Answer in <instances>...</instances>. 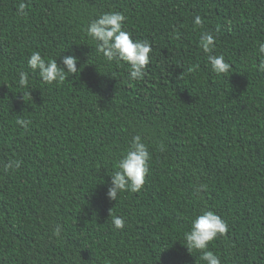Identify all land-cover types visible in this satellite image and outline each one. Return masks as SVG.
<instances>
[{
	"label": "trees",
	"instance_id": "16d2710c",
	"mask_svg": "<svg viewBox=\"0 0 264 264\" xmlns=\"http://www.w3.org/2000/svg\"><path fill=\"white\" fill-rule=\"evenodd\" d=\"M110 11L152 45L142 81L87 35ZM206 31L211 54L231 65L226 75L199 47ZM260 42L264 0H0V264H205L184 246L205 210L228 224L209 245L221 264H264ZM33 51L61 67L74 55L83 69L47 85L28 67ZM135 135L151 155L145 185L110 201L109 176ZM9 159L22 161L11 174ZM111 215L125 218L124 230Z\"/></svg>",
	"mask_w": 264,
	"mask_h": 264
},
{
	"label": "clouds",
	"instance_id": "9594fccd",
	"mask_svg": "<svg viewBox=\"0 0 264 264\" xmlns=\"http://www.w3.org/2000/svg\"><path fill=\"white\" fill-rule=\"evenodd\" d=\"M21 15H27L26 5L21 2L18 6ZM126 17L116 11L105 12L93 19L87 26L88 37L97 44V51L101 53L109 64L124 63L130 68L129 80L142 81L147 66L150 64L152 45L148 40H133L131 33L125 30ZM194 26L203 27L200 16L194 18ZM215 37L211 32H203L200 36L199 47L207 56L211 70L218 76L226 75L231 70V65L225 61L223 55H213L215 49ZM258 54L264 55V42L258 44ZM61 56V54H60ZM59 56V57H60ZM62 67L58 65L57 58L46 59L40 52L33 51L28 60V67L37 73L41 80L47 85L63 84L66 79L80 74L77 68L79 60L74 55H66L62 58ZM258 71L264 72V62L258 65ZM18 84L28 87L29 74L21 71L18 73ZM16 123L25 130L31 124L30 120L17 119ZM163 151V145H161ZM151 155L148 146L143 142L140 135H135L122 153L116 163V170L112 172L107 197L116 202L122 193H138L142 191L146 177L149 174V161ZM22 161L9 159L4 164V172L11 174L20 169ZM206 186H200L197 191ZM112 226L116 230H124L126 220L123 216L111 215ZM228 224L220 216L211 210H205L197 215L190 224V229L184 233L185 247L189 252L200 253V259L205 264H221L220 257L209 250V245L226 234ZM53 235L57 238L61 235V227L58 225L53 229Z\"/></svg>",
	"mask_w": 264,
	"mask_h": 264
}]
</instances>
